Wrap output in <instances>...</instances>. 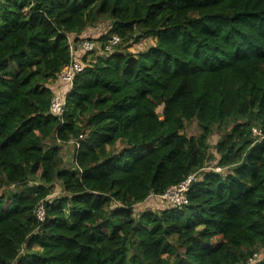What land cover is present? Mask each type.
I'll use <instances>...</instances> for the list:
<instances>
[{"label":"trees","instance_id":"trees-1","mask_svg":"<svg viewBox=\"0 0 264 264\" xmlns=\"http://www.w3.org/2000/svg\"><path fill=\"white\" fill-rule=\"evenodd\" d=\"M102 16L100 50L154 42L86 52L57 116L69 35ZM214 126L222 172L203 170ZM196 171L186 204L135 217ZM263 246L264 0L0 1V264H246Z\"/></svg>","mask_w":264,"mask_h":264},{"label":"built area","instance_id":"built-area-1","mask_svg":"<svg viewBox=\"0 0 264 264\" xmlns=\"http://www.w3.org/2000/svg\"><path fill=\"white\" fill-rule=\"evenodd\" d=\"M3 1V0H0ZM79 40L75 41V37L68 38L70 61L69 64L61 71L58 76L57 85L61 88V92L56 91L50 102V110L53 114L61 116L64 112V95L72 85V81L82 67L81 58L86 52L93 51L97 46L92 39L78 37ZM120 37L113 34L107 38L106 43L103 45V52H110L114 47L120 43ZM251 133L258 138L262 137V132L258 127H253ZM72 142V141H70ZM203 170H212L214 172H222L223 168L217 165L205 166ZM200 178L199 171L193 172L187 175V177L165 189L162 194L155 195L150 194L149 198L158 199L164 206H182L187 203V192L192 182ZM36 216L39 219L43 218L44 211L42 205H38L35 211ZM264 250V246L262 247ZM262 256L260 251L255 252L252 256L247 258L246 264H255L260 260Z\"/></svg>","mask_w":264,"mask_h":264},{"label":"rangeland","instance_id":"rangeland-1","mask_svg":"<svg viewBox=\"0 0 264 264\" xmlns=\"http://www.w3.org/2000/svg\"><path fill=\"white\" fill-rule=\"evenodd\" d=\"M111 26V22H110V18L108 16H102L101 18H99L97 20L96 23H94L93 25H90L89 27H86L84 29V31L79 35L85 38H90L93 40V42L96 44V52L92 53V55L88 58H86L85 62H88L90 59L96 57V56H100V54L103 55H107L106 52H103L102 50L99 49L101 42L98 41L99 37H103L107 34H109V29ZM138 34V32H136L134 34V36H136ZM70 36V35H69ZM134 36L133 38H131V40L127 41V42H123V44L121 45V48L119 46L114 47L116 49H125V51H131V52H135L140 51V50H144L146 47L150 46L153 42L154 39H152L151 37H144L141 38L138 42H134ZM71 38V37H70ZM119 47V48H118ZM114 49V50H116ZM58 92H61V88L59 86L56 87ZM186 133L188 135H198L199 134V128L196 124V122L193 120L189 123L186 124V129H185ZM212 135L209 138V144H210V148H209V152L212 154V158L208 161L209 164L208 165H212L214 166L216 164V160L218 159L219 155L217 154L216 150H215V143L220 139V136L223 133V129L217 131L216 130V126H214L212 128ZM252 139L256 142L259 141L260 138H258L257 136L252 135ZM158 142H154L151 146L156 145ZM119 146V145H118ZM75 150H76V144H73L72 142H68V143H63L60 146L59 149V156L62 158V162L65 166H74V154H75ZM230 169H232L233 167H229ZM227 170V168H226ZM53 196L57 195L59 196L62 191L59 188V185H56L54 187V190L52 192ZM163 204L156 198H146L144 201L136 204L134 206V213H135V217H137L141 212L150 209V210H160V207ZM164 206V205H163ZM260 255L263 256L264 255V250L260 249ZM23 252V250H22ZM25 255V253H24Z\"/></svg>","mask_w":264,"mask_h":264},{"label":"crops","instance_id":"crops-1","mask_svg":"<svg viewBox=\"0 0 264 264\" xmlns=\"http://www.w3.org/2000/svg\"><path fill=\"white\" fill-rule=\"evenodd\" d=\"M57 81L53 82L52 85H50L51 89L54 91V90H57L56 87H57ZM65 96V95H64Z\"/></svg>","mask_w":264,"mask_h":264},{"label":"clouds","instance_id":"clouds-1","mask_svg":"<svg viewBox=\"0 0 264 264\" xmlns=\"http://www.w3.org/2000/svg\"><path fill=\"white\" fill-rule=\"evenodd\" d=\"M4 1V0H3ZM72 36H74L73 34H71L69 37H72ZM149 197V196H148Z\"/></svg>","mask_w":264,"mask_h":264}]
</instances>
